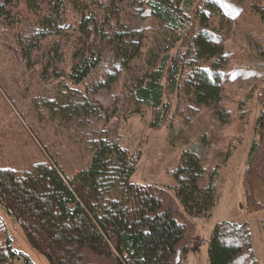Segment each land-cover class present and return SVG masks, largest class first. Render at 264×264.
I'll return each instance as SVG.
<instances>
[{
    "label": "trees",
    "instance_id": "trees-1",
    "mask_svg": "<svg viewBox=\"0 0 264 264\" xmlns=\"http://www.w3.org/2000/svg\"><path fill=\"white\" fill-rule=\"evenodd\" d=\"M68 4L77 13L74 20L67 19ZM129 5L157 19L159 32L150 35L148 27L125 22L122 11ZM229 6L227 0H0V26L26 67L61 86L44 100L56 115H93L106 126L117 113L105 115L95 96L124 78L123 116L139 113L145 104L154 110L151 127L159 128L174 97L186 105V119L201 106H212L222 121L232 117V109L220 104L223 86L249 74L229 64L222 25ZM135 65L141 73L132 77ZM257 67L264 71V50ZM66 80L84 85L83 91L63 87ZM260 103L243 177L248 212L264 208L256 195L257 179L264 181ZM108 129L93 137L90 162L71 175L57 159L24 167L0 164V203L50 264H174L187 224L177 218L167 187L131 179L142 150L130 149L118 131ZM169 138L186 145L171 171L177 197L189 215H210L219 169L232 149L209 168L203 150L213 140L206 132L189 140L172 120ZM207 240L210 264H259L248 221L219 220ZM182 252L186 256L185 245ZM0 264H35L15 246L1 218Z\"/></svg>",
    "mask_w": 264,
    "mask_h": 264
},
{
    "label": "rangeland",
    "instance_id": "rangeland-1",
    "mask_svg": "<svg viewBox=\"0 0 264 264\" xmlns=\"http://www.w3.org/2000/svg\"><path fill=\"white\" fill-rule=\"evenodd\" d=\"M227 2L230 5L227 7L229 14L222 20V25L227 32L224 45L230 53L229 64L249 75H240L223 86L220 104L233 111L226 122L214 114L212 106H201L186 119L188 110L186 105L180 104L178 97L172 98L170 113L159 128L151 127L154 110L145 104L139 105V113L123 116L121 110H126L127 103L124 100L127 90L124 78L95 96L102 104L105 115L118 114L110 116L106 126L93 115H89L88 119L84 115L63 118L53 113L44 101L56 95L61 86L38 77L35 70L26 67L13 51L14 44L9 34L0 26V164L24 167L40 159H57L71 175L90 162L93 137L102 130L110 128L108 131L113 133L115 129L121 134L124 145L132 150L137 147L142 150L131 179L167 187L177 218L187 224L186 237L174 257V264H210L207 239L214 224L224 219L249 222L258 263L264 264V208L248 212L243 182L247 157L255 137L256 118L262 107L260 102L263 101L264 105V71L257 67L264 50V19L261 12L264 0ZM134 7L129 5L122 11L124 21L148 27L150 35L158 33V20L141 15ZM76 16L77 13L68 4L67 19L74 20ZM133 71L132 77L140 75V65H135ZM66 83L67 86L63 87L74 93L84 89L82 84L70 80H66ZM76 95L74 98H79L80 93ZM240 101L244 102L246 108L243 117H240ZM172 120L182 127L189 140H196L206 132L214 141L203 150L205 165L209 168L221 162L224 154L232 149L231 155L219 169L216 180L219 195L208 216L189 215L177 197V182L171 171L179 164L186 145L171 142ZM256 195L264 202V181L259 178ZM0 218L11 232L17 248L27 253L35 264H50L43 254L31 246L23 228L7 214L1 203ZM184 245L187 247L186 256L182 252Z\"/></svg>",
    "mask_w": 264,
    "mask_h": 264
}]
</instances>
